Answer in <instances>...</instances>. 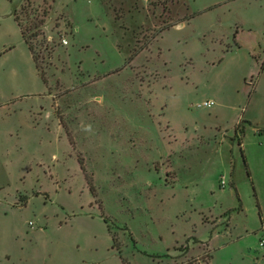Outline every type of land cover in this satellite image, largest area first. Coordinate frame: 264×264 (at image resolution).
Listing matches in <instances>:
<instances>
[{
  "label": "rangeland",
  "instance_id": "1",
  "mask_svg": "<svg viewBox=\"0 0 264 264\" xmlns=\"http://www.w3.org/2000/svg\"><path fill=\"white\" fill-rule=\"evenodd\" d=\"M263 239L264 0H0V264H264Z\"/></svg>",
  "mask_w": 264,
  "mask_h": 264
},
{
  "label": "trees",
  "instance_id": "2",
  "mask_svg": "<svg viewBox=\"0 0 264 264\" xmlns=\"http://www.w3.org/2000/svg\"><path fill=\"white\" fill-rule=\"evenodd\" d=\"M9 1H12V0H9ZM13 15H14L15 20L18 22V24H19V26H20V28H21L22 36H23L25 42L28 44V46H29V48H30V50H31V52H32V54H33L32 46H31V44H30V42H29V39L27 38V36H26V34H25L24 29H23L22 26H21V23H20V21H19V16H18L17 11H14V12H13ZM192 16H193V15H192ZM192 16H191V17H192ZM191 17H189V18H191ZM189 18H188V19H189ZM33 57H34V55H33ZM34 59H35V58H34ZM35 61H36V60H35ZM41 78H42L43 82H44L45 84H47V79H46L44 76H41ZM236 132H237V133H243V132H244V127L239 128V123H238V125L236 126ZM244 160H245V158H244ZM79 162H80V164H81V168H82V170L85 171V167H84L83 163H82L81 161H79ZM248 175L250 176V172H249V170H248ZM88 183L90 184L89 181H88ZM90 189H91L92 192H94V189H93L92 187H90ZM259 215H261V211H260V210H259ZM121 260H122V263H123V264H128V263H127V260H126L122 255H121Z\"/></svg>",
  "mask_w": 264,
  "mask_h": 264
},
{
  "label": "crops",
  "instance_id": "3",
  "mask_svg": "<svg viewBox=\"0 0 264 264\" xmlns=\"http://www.w3.org/2000/svg\"><path fill=\"white\" fill-rule=\"evenodd\" d=\"M193 17V16H192ZM191 17V18H192ZM191 18H189V19H187V20H190ZM15 19V18H14ZM16 21V20H15ZM16 23H17V25H18V27H19V30H20V33H21V36H22V32H21V28H20V26H19V24H18V22L16 21ZM22 38H23V36H22ZM23 40H24V38H23ZM24 42H25V40H24ZM25 44H26V46L28 47V49H29V53H30V56H31V59H32V61H33V64L35 65V67H36V70H37V73H38V69H37V65H36V61H35V59H34V57H33V54H32V52H31V50H30V48H29V46H28V44L25 42ZM39 74V73H38ZM46 85V84H45ZM47 86V85H46Z\"/></svg>",
  "mask_w": 264,
  "mask_h": 264
},
{
  "label": "built area",
  "instance_id": "4",
  "mask_svg": "<svg viewBox=\"0 0 264 264\" xmlns=\"http://www.w3.org/2000/svg\"><path fill=\"white\" fill-rule=\"evenodd\" d=\"M206 105H210L211 102H205ZM262 244H264V239L261 241Z\"/></svg>",
  "mask_w": 264,
  "mask_h": 264
}]
</instances>
